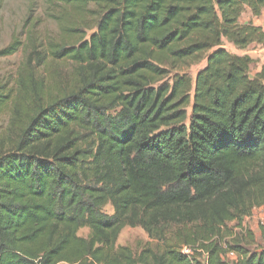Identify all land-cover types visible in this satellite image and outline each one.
Listing matches in <instances>:
<instances>
[{
  "label": "trees",
  "instance_id": "16d2710c",
  "mask_svg": "<svg viewBox=\"0 0 264 264\" xmlns=\"http://www.w3.org/2000/svg\"><path fill=\"white\" fill-rule=\"evenodd\" d=\"M42 1L61 8L49 53L74 85L41 103L35 49L15 96L0 85L18 130L0 151V264H264V228L258 243L243 223L264 206V63L251 74L223 46L264 47L240 21L264 0ZM125 226L150 242L117 245Z\"/></svg>",
  "mask_w": 264,
  "mask_h": 264
},
{
  "label": "rangeland",
  "instance_id": "374dc122",
  "mask_svg": "<svg viewBox=\"0 0 264 264\" xmlns=\"http://www.w3.org/2000/svg\"><path fill=\"white\" fill-rule=\"evenodd\" d=\"M61 8L49 6L42 0H5L0 10V85L11 92L13 98L18 89V78L27 65V61L35 49L39 52L41 65H38L37 55L33 53L28 68L34 70L36 76H42L41 80L45 84L43 91L38 99L45 103L57 95L64 93L74 85V75L72 74V65L63 60L52 58L49 53L50 45L60 41L61 30L54 14L60 13ZM264 12V11H263ZM67 25L75 24L74 17L68 15ZM261 18L264 19V13ZM256 19L252 17L247 9L241 16L240 21ZM95 21L86 19L85 24H78L79 35L88 37L92 30L86 29V25H93ZM81 37H79L80 39ZM9 46H19L11 54L4 55ZM223 46L231 52H241L232 46L226 39L223 40ZM258 45H254V49ZM257 60V61H256ZM251 64L250 73L253 74L258 65ZM205 65V58L192 64L187 72L194 77L196 72ZM44 66V67H43ZM27 104V102H26ZM13 104H8L0 112V151L7 149L16 139L17 129L12 122ZM104 211L111 212V207L106 205ZM253 218H244L243 223L254 233L256 241L262 243V227L264 228V209H255ZM232 225V223H230ZM87 228H80L78 234L86 237ZM150 242L147 234L141 227L125 226L116 241L117 245H127L134 252ZM153 243V242H152ZM66 264V263H58Z\"/></svg>",
  "mask_w": 264,
  "mask_h": 264
},
{
  "label": "crops",
  "instance_id": "0c3cea01",
  "mask_svg": "<svg viewBox=\"0 0 264 264\" xmlns=\"http://www.w3.org/2000/svg\"><path fill=\"white\" fill-rule=\"evenodd\" d=\"M264 13V12H263ZM263 13L261 16H263ZM260 17H257L256 19L253 20V23L256 25H260L263 27L264 29V19ZM254 45L256 44H251L248 48H246L245 50H241V52H237V54L243 55V54H247L249 55L251 58H253V60H256L259 58V62L257 67L255 68L254 72H257L260 69L261 64L264 63V47L261 45H258V48L254 49ZM236 53V52H235ZM257 61V60H256ZM256 61H254V63H256ZM263 207H259L258 209H262ZM254 215L251 214L249 217L246 218H253Z\"/></svg>",
  "mask_w": 264,
  "mask_h": 264
},
{
  "label": "built area",
  "instance_id": "2783aa9c",
  "mask_svg": "<svg viewBox=\"0 0 264 264\" xmlns=\"http://www.w3.org/2000/svg\"><path fill=\"white\" fill-rule=\"evenodd\" d=\"M263 208L262 209H260V210H263L264 209V206H262ZM249 217V216H248ZM182 250L183 251H187V248L186 247H182ZM228 258H231V257H233L234 255H233V253H228L227 255H226Z\"/></svg>",
  "mask_w": 264,
  "mask_h": 264
}]
</instances>
